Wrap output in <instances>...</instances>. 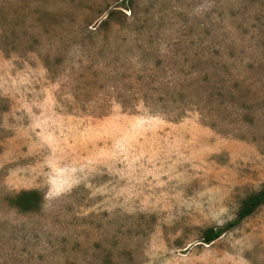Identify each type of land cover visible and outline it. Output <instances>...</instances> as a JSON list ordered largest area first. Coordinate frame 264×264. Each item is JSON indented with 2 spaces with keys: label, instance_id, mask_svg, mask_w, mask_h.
I'll list each match as a JSON object with an SVG mask.
<instances>
[{
  "label": "rangeland",
  "instance_id": "rangeland-1",
  "mask_svg": "<svg viewBox=\"0 0 264 264\" xmlns=\"http://www.w3.org/2000/svg\"><path fill=\"white\" fill-rule=\"evenodd\" d=\"M264 0H0V264H264Z\"/></svg>",
  "mask_w": 264,
  "mask_h": 264
},
{
  "label": "trees",
  "instance_id": "trees-1",
  "mask_svg": "<svg viewBox=\"0 0 264 264\" xmlns=\"http://www.w3.org/2000/svg\"><path fill=\"white\" fill-rule=\"evenodd\" d=\"M264 204V187L253 195L249 196L243 203L238 216L222 226L208 227L203 232V241L211 243L222 236L226 231L237 227L242 221L254 213Z\"/></svg>",
  "mask_w": 264,
  "mask_h": 264
}]
</instances>
